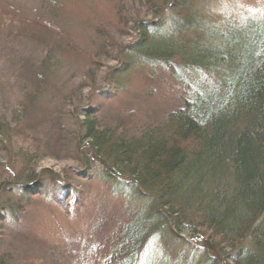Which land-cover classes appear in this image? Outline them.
I'll use <instances>...</instances> for the list:
<instances>
[{
	"label": "rangeland",
	"instance_id": "rangeland-1",
	"mask_svg": "<svg viewBox=\"0 0 264 264\" xmlns=\"http://www.w3.org/2000/svg\"><path fill=\"white\" fill-rule=\"evenodd\" d=\"M190 4L216 28L264 17V0ZM138 20H156L141 0H0V181L7 182L0 200L11 199L14 183L32 172L46 170L57 174L58 186L71 185L66 191L59 186L62 203L35 200L17 223L1 212L0 264H124L108 254L114 228L144 213L137 211V200L112 193L101 179L109 167L106 157L84 167L90 152L78 147V123L87 110H97L101 127L137 136L193 98L192 88L187 91L189 86L158 62L151 67L123 55L122 48L138 39ZM125 60L129 71L117 73ZM204 71L197 80L214 84L215 74ZM77 192L81 204L74 209L66 196L73 193L74 199ZM155 222L154 217L144 226ZM168 225L149 238L134 264H193L205 256L217 262L228 251L207 231L200 229L205 234L200 236L183 230L172 237Z\"/></svg>",
	"mask_w": 264,
	"mask_h": 264
},
{
	"label": "trees",
	"instance_id": "trees-1",
	"mask_svg": "<svg viewBox=\"0 0 264 264\" xmlns=\"http://www.w3.org/2000/svg\"><path fill=\"white\" fill-rule=\"evenodd\" d=\"M141 1L156 20L135 22L138 39L122 48L123 55L132 54L151 67L158 62L179 76L187 91L192 88L193 98L137 136L101 127L97 110L82 114L78 147L90 152L84 167L91 169L92 161L106 157L109 167L101 179L112 193L137 200L140 209L147 205L137 210L144 216L114 228L108 254L134 264L149 238L170 224L172 237L183 230L202 236V229L228 250L217 262L205 256L193 264H264V17L216 28L193 11L190 0ZM130 66L125 60L117 73ZM204 70L215 74L214 84L197 80ZM58 182L57 174L32 172L14 183L11 199L0 200V217L4 212L17 223L44 197L62 203L65 195L59 191L71 185L62 183L60 189ZM6 183L0 181V189ZM72 195L67 194V204L75 209L81 194ZM154 217L159 223L144 226ZM243 240L253 248L241 245ZM188 255L190 260L192 252Z\"/></svg>",
	"mask_w": 264,
	"mask_h": 264
}]
</instances>
